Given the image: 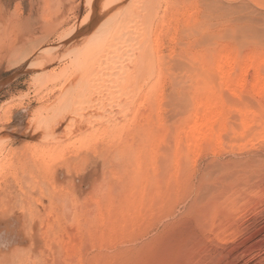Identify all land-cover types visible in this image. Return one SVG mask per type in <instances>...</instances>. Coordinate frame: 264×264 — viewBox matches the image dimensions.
Here are the masks:
<instances>
[{
    "label": "rangeland",
    "instance_id": "1",
    "mask_svg": "<svg viewBox=\"0 0 264 264\" xmlns=\"http://www.w3.org/2000/svg\"><path fill=\"white\" fill-rule=\"evenodd\" d=\"M101 3L11 0L0 14V264H224L215 252L260 251L251 246L264 235L257 233L264 225V144L254 140L259 124L264 129V72L257 77L246 56L253 64L264 59V0H149L136 30L158 50L143 61V107L133 104L125 118L107 122L91 108L50 113L66 94L59 71L71 68L69 58L99 27ZM30 9L35 32L20 42ZM221 51L236 57L233 70L243 78L236 93L223 90L225 142L203 141L173 158L171 138L188 115L182 95L195 85L190 57ZM239 105L258 118L244 136L251 142L234 146ZM60 113L62 122L44 129ZM29 121L38 124L37 136L24 130ZM138 126L150 130V144ZM127 143L142 149L145 194L153 196L150 207L129 205L130 223L112 217L127 208L125 195H139L128 186L139 175L130 169ZM152 178L162 180L161 194ZM120 227L124 236L111 232Z\"/></svg>",
    "mask_w": 264,
    "mask_h": 264
},
{
    "label": "bare ground",
    "instance_id": "2",
    "mask_svg": "<svg viewBox=\"0 0 264 264\" xmlns=\"http://www.w3.org/2000/svg\"><path fill=\"white\" fill-rule=\"evenodd\" d=\"M10 1L11 0H0V14L4 10L6 11V5H8ZM148 1L149 0H102L100 5L101 20L99 27L88 37L86 42L76 50L77 52H74L73 56L69 58L71 68L67 69V66L65 65L64 68L59 71L60 89L66 94L61 95L60 102L56 107L51 109L50 113H52V111H54L53 113H56L61 109L65 113L69 107L73 109H71L72 111L70 110L72 113L77 110L83 112L86 109L91 108V111L98 112L99 115L102 116L100 121L107 122L112 120L119 121L125 118L133 104H137L138 107H143L146 99V92L143 93V90L141 89V84L144 83L146 72V70H143V61L148 55L152 54L151 51L158 50L155 45H151L148 41H145L146 37L144 38V33L138 34V31L136 30L138 26L137 24L143 19L146 7L144 5ZM19 3L20 2H18V4ZM95 6L90 10V18L96 11ZM175 8H178V6L175 5ZM32 16L33 13L30 9V11H28V13L22 18L21 22L23 23V28H20L22 35H20V42L27 40L35 32V26H33L35 18L32 19ZM150 18L152 19V17ZM150 48L153 50H150ZM190 58L191 62H194L193 64H195L192 75L195 85L192 91L188 93L184 92L187 96L186 94L182 95L185 100L187 98L186 106L188 115L184 124L179 128L180 131L178 130V134H175L171 138L172 147H170L168 155L173 158L181 156L186 157L190 149L199 146L203 141H213L217 146H222L224 144L223 131L225 130L223 127L228 117L225 115L222 108L224 103L222 97L225 96V94L222 96L223 90L224 93L225 91L236 93L239 91L238 88L242 85L243 78L240 76L241 72L236 73L233 70L234 66L237 64L236 57L228 53V51L213 53L212 57L207 58V60L195 55ZM246 58V61L249 63L248 65L253 66L252 68L257 77L260 72H264V59L260 60L258 64H253V58H255L253 55H248ZM248 67H244L242 73H245ZM207 68L209 71L212 69V71L208 73ZM263 87L264 78L259 85L258 90ZM74 103H76L77 109L73 108ZM95 105H98V108H95ZM239 106L236 112V122L240 131L237 133V140L233 139V141H231L234 146H241L244 144L243 142L247 141V138L250 136L245 137L246 140L244 139V136L250 129V126L252 127V123L257 121L256 119L258 118L255 117L254 113L250 114L248 112L249 110H246L245 105L240 106V108ZM64 116L65 114L61 115V113L57 116L54 114V117L52 115V117L47 119L44 129L48 130L49 128L51 131L56 128L62 122ZM9 118L10 117L7 116L6 120H9ZM140 118L144 121L146 116L141 114ZM89 119L91 120V118ZM262 119L263 118L260 119V122H264ZM87 120L88 119L86 118V122ZM36 125L38 124L35 122H28L24 129L26 130L27 135L31 133V136H37ZM259 125L261 130L256 133L255 136L257 138L254 140L259 141L260 139L264 144V129L261 124ZM233 129L234 128H232V130ZM114 132H121V128L116 126ZM139 132H143L142 136L146 133L147 142L150 144V130L148 128L145 130L144 126H138L136 133L138 134ZM179 132L184 133V135L181 136ZM235 132L236 131H234V133ZM124 148L127 149V151L124 152L130 154L132 157L131 166L129 165L131 171L139 175L138 179L129 182L130 184H128V186L131 190H138L139 195L137 197L133 195H125L123 202L126 204L127 208H124L123 206L124 211L121 209V211L119 210V213H115L112 217L113 219H116V217H126V221L130 223L134 221L135 218L130 212V210H132L130 207L132 208L133 206L134 208L136 203L142 204L144 201H146L145 204L150 207L153 196L145 194V183H147L148 178L142 170V149L137 148L131 150L128 143ZM149 160L151 159L149 158ZM152 162L153 161H149L148 163L151 164ZM177 163L178 162L175 163L176 168L179 165ZM263 171H259L258 173ZM222 174H224V171ZM163 175H161V177ZM170 176L171 175L168 174L167 178L165 177V187H169L171 181L176 179L175 172L174 177L172 178L173 180L170 179ZM159 181L160 179L156 181L155 178H152L151 181V185L154 184V186L157 187V194H161L159 187L162 185H159ZM160 182L163 184L162 180ZM171 186L173 187L174 184H171ZM261 192L264 194V189ZM215 195L216 196L213 198L220 195V192L216 191ZM120 202L121 201H119V203ZM120 205L122 206L123 203ZM129 205L131 206L129 207ZM109 225H112V223H109ZM261 230H264V225L259 227L257 233ZM111 232L119 233L122 236L125 235L123 227H120L118 232L115 230H111ZM255 242L256 243L251 247H255L260 251L243 249L242 251L237 252V254L235 253L236 255L234 256L228 251H217L215 252L219 259L217 262L224 264H238V262H241V264H264V252H261L264 248V235L261 238H258ZM120 258L122 259V257Z\"/></svg>",
    "mask_w": 264,
    "mask_h": 264
}]
</instances>
